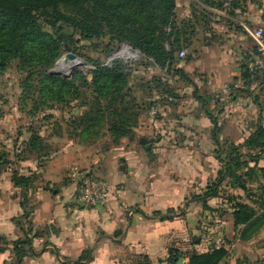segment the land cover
Wrapping results in <instances>:
<instances>
[{"label": "trees", "instance_id": "16d2710c", "mask_svg": "<svg viewBox=\"0 0 264 264\" xmlns=\"http://www.w3.org/2000/svg\"><path fill=\"white\" fill-rule=\"evenodd\" d=\"M246 1L196 0L200 8L192 9L194 18L179 22L177 0H0V75L13 67L22 73V100L24 104L31 103V115L45 109H71L73 104L83 109L78 115L70 112L67 119L68 138L82 142L85 137L99 133L98 128L100 131L107 129L114 145L119 146L123 138L135 139L140 116L150 109L154 100L142 101L140 104L137 91L129 84V70L120 60L104 65L100 60L90 59L95 66L90 77L77 71L68 79L50 72L58 59L68 52L77 54L80 44L85 41L93 44L97 42L99 45L96 48H104L103 44L108 40L106 54L124 42L153 65L185 78V72L178 67L182 60L179 51L197 35V23H203L202 30L211 33L212 10L226 11L229 16H233L235 10L242 8ZM259 54L255 45L254 53L246 54L249 59L244 55L241 85L235 83L229 86L231 97L250 90L254 84L264 91V68L256 73L248 69L249 61ZM154 82L158 88L162 85L161 80L155 79ZM190 83L196 86L194 82ZM161 96L163 104L164 97ZM248 96L261 108L260 95L249 92ZM196 98L204 106L215 100L197 95ZM219 102H222L220 95L215 100L216 107ZM206 114L212 120L215 156L221 168L217 178L201 194L195 195L193 201L201 203L205 211L216 212L209 206V201L219 197L226 181L235 189L248 191L243 179L245 175L241 172L244 167L248 171H255V167H249V164L255 163L257 167L264 158V124L258 123L243 144L226 147L221 142L218 118L209 108ZM42 144V137L33 133L29 150L38 152V157L46 156L41 155L44 151ZM11 164L14 163L9 154L0 147V176ZM259 171L264 178V167L259 168ZM11 181L22 190L21 206L24 212L13 221L23 236L10 241L0 235V253L13 245L15 261L5 264H24L25 257L44 252L31 249L34 238L42 237L44 233L35 229L29 199V191L35 188L38 175L32 173L28 176L13 170ZM250 200L254 205L239 202L233 206L235 227L242 241L249 240L264 227V196ZM175 213L174 209L165 213L155 211L152 218L172 220ZM224 214L222 212L221 217ZM229 256L225 247L212 246L204 253L195 249L185 252L170 248L166 264H179L180 260L186 259L188 262L185 264H228ZM93 258V249H87L76 264H88ZM135 264H152V261L148 256L140 255Z\"/></svg>", "mask_w": 264, "mask_h": 264}, {"label": "crops", "instance_id": "0c3cea01", "mask_svg": "<svg viewBox=\"0 0 264 264\" xmlns=\"http://www.w3.org/2000/svg\"><path fill=\"white\" fill-rule=\"evenodd\" d=\"M212 12V33L220 32L222 36L238 44L237 48L219 54L228 60L225 70L219 66L214 68L221 71L217 72L218 76L225 74L232 81H240L242 68L241 65L237 66L235 61L238 60L240 47L249 48L246 41L249 37L243 31L242 23L252 29H264V0L243 2L242 8L235 10L233 16H229L226 11ZM189 14L188 11L187 16ZM209 34L205 33L204 36L207 38ZM246 54L253 53L244 54L245 58L249 59ZM196 66H200V63ZM208 76L213 75L209 73ZM193 82L196 86L191 84L190 93L188 91L191 95V106L182 105L181 115L175 117L188 127L162 136V166L159 163L151 165L150 161L155 158L151 146L152 138L139 137V149L117 148L113 155L116 157L121 153V163L126 161L128 164V172L123 173L127 178L125 181L120 178L119 184H122V187L108 192L91 208L79 203V197L76 196L79 194V184L65 175L67 168L87 163L86 147L72 140L65 143L55 141L54 145L50 146V156L43 157L45 163L32 158H19L21 160H18L17 164L21 165L22 174L38 175L35 188L29 191V199L35 229L44 232L42 237L34 238L31 246L36 252H44L37 256L25 257L24 264H76L83 252L91 248L94 258L88 264H129L128 258H123L126 253L131 254L130 258L148 256L154 264L158 258L167 259L170 248L185 252L195 249L202 253L209 250L210 239L206 236L198 237L194 242L189 239L192 232L188 230L193 231L192 225L198 220L197 212L202 210L208 216L209 211H205L201 203L190 202L192 204H189L186 211L175 213L172 220L162 221L150 215L155 211L177 210L191 193L201 194L210 179L217 178L221 168L215 156L212 120L206 114L208 108L214 111L215 102L212 100L204 106L196 98V95L214 98L206 93L212 89L211 81L203 83L193 79ZM258 123L264 124V120L260 118L256 126ZM139 129L144 130V127ZM252 132L253 129L241 143ZM137 134L139 135V130ZM260 167H264V159ZM160 169L162 174H165L162 179L156 173L161 172ZM153 172L154 177L148 178ZM3 182L8 190L7 195ZM54 186H57L56 190L53 189ZM0 189V235L15 241L23 236L13 221L24 212L21 206V189L16 188L11 178L5 177V174L0 179ZM209 206L214 208L211 200ZM232 212L233 209H230L222 217L226 220L224 234L228 244L225 248L230 253L227 263L243 264L246 251L236 243L234 236L237 229ZM177 239H180V242L174 245L173 241ZM12 246L0 253V264L10 263L15 258ZM187 262V259L183 260L182 264Z\"/></svg>", "mask_w": 264, "mask_h": 264}, {"label": "rangeland", "instance_id": "374dc122", "mask_svg": "<svg viewBox=\"0 0 264 264\" xmlns=\"http://www.w3.org/2000/svg\"><path fill=\"white\" fill-rule=\"evenodd\" d=\"M177 4L176 14L179 22L193 17V8L196 10L200 8L196 0H177ZM188 11L190 12L189 16H187ZM210 20L212 21V17ZM202 25L203 23H197L196 27L199 31L189 42L187 54L178 65V67L185 72V78L153 65L150 60H147L139 51L135 50L130 45L120 43L114 51L106 54L105 45L108 40H105L103 44L104 48H96V46L99 45L97 42L96 44L86 41L82 42L77 54L72 52L65 53L50 70L51 73L59 74L68 79L77 71H82L90 77L91 71L95 69L90 59L100 60L104 65H111L113 61L120 60L129 70V84L134 91H137L136 96L140 104L142 101L154 100L158 95L162 99L161 95H163L164 102L162 104L160 100V113L153 118L150 116L149 110L144 111L140 116L138 127L135 130V139L130 140L129 138H123L119 146L114 145L113 139L107 132V129L100 131V128H98L97 131L99 133L85 137L84 141H82L83 143L78 139L68 138L67 119L70 116V112L74 113V115H78L83 109L77 106L75 107V104H73L71 109H45L36 115H31V103L24 104L22 100V89L20 87L23 78L22 73L13 67L6 73L0 75V147L9 154L10 160L14 163L7 168L0 176V179L4 174L5 177L11 178L8 174L12 175L13 170H18L22 174L20 171L21 165L17 164V161L21 160L19 159L21 157L32 158L36 159V161L39 160L40 163H45L46 160L43 157L50 156V146L54 145L55 141L65 143L67 140H72L86 147V149H88V157L85 165H75L67 168L65 170L66 177H70L74 169L87 171L91 176L106 181L110 187L109 192H111V190L115 191L118 187H122V184H119V180L123 178V181H125L127 176L123 173L128 170L126 161L122 163L120 161L119 156L121 153L117 154L116 157L113 153H116L115 151L119 147H124L126 150L130 147L139 149V137L141 136L147 137L148 139L152 138L151 146L155 158L150 161L151 165L159 163V165L162 166V136L188 127L180 123L179 119L175 117L181 115L180 109L182 105H186V107L191 106V95L189 94L191 88L190 81L193 82V79L202 81L203 83L211 81L212 89L206 93L213 96L215 100H218L224 88L235 83L241 85L240 81H232L228 79L225 74H219L218 76V73L221 71H217L218 68H214L215 66H219L224 71L225 67L228 66V60L224 59L223 56H219V54H223L229 49L237 48L238 44L233 41L231 42L226 36H222L220 32H211L206 38L204 36V30H202ZM246 41L249 43V48H239L238 60L237 62L235 61L237 66H240L244 61L245 53H254L255 43L250 38ZM124 46L129 47L133 53L125 52ZM67 54L75 55L77 60L68 59L63 62L62 57ZM79 61H82L83 65L76 66L69 72L62 71V67L65 65H72ZM60 62L64 64L60 65ZM198 63H200V66L197 67L196 65ZM213 71H216V73L214 74ZM209 73H212L213 76L209 77ZM155 79L161 80L162 82L159 88L156 87L157 84L154 82ZM248 91L260 95L261 108H259L252 98L248 96ZM213 114L219 120L222 144L225 146L230 144H243L245 141L243 143L241 142L245 139L248 132L255 129L257 121L260 118L264 120V91L257 88V85L254 84L251 86L250 90L242 93L240 92L236 97H231L229 102H219ZM141 126L144 127V130L139 129ZM138 130L139 135L137 134ZM33 133H37L42 137L44 151L41 152V155L45 154L46 156L38 157V152H31L29 150V140ZM52 137H54L55 140ZM243 151L245 152L246 150ZM109 152L112 153L109 154ZM261 161L257 167L255 163L249 164V167H255V171H248L247 167L242 169L241 173L245 175L243 179L246 183L247 192L231 187V184L226 181L221 187L219 197L211 199L212 206L216 212H208V216L202 210L197 212L199 214L198 220L192 225L194 229L192 228L193 231L188 230V232H192L189 235L190 241L194 242L198 237L206 236L210 239L209 249L215 246L213 226L218 220L222 221L224 226L226 225V220L221 217V213H225V211L228 213V210L233 209V206L239 202H247L252 205L253 203L250 199H259L264 196V178L259 171V168H262L260 167ZM160 170L161 172L159 171L156 173L159 174L162 179V176H165V174L163 175L162 169ZM154 174L155 172L151 173L148 178H153ZM210 180V182L214 181L212 179ZM4 184L3 182L4 192L7 195L8 190L5 189ZM53 189L56 190L57 186H54ZM195 195V192L191 193L186 199V202L175 210L176 213H184L189 204H192L190 202L193 201ZM76 196H79V194H76ZM79 203L81 202L79 201ZM85 207L91 208L88 206ZM166 211H164V213ZM150 215H153V213ZM236 232V236H234L236 243L240 245L241 249L246 251L242 263L264 264V227L247 241H242L239 238V232ZM223 239L226 246L228 241L225 239V234ZM178 242H180V239L173 241V244L176 245ZM130 255V253H126L123 258L127 257L129 264L136 263L137 257L130 258ZM14 261L15 258L12 262ZM154 264H166V259L163 260L162 258H158Z\"/></svg>", "mask_w": 264, "mask_h": 264}, {"label": "built area", "instance_id": "2783aa9c", "mask_svg": "<svg viewBox=\"0 0 264 264\" xmlns=\"http://www.w3.org/2000/svg\"><path fill=\"white\" fill-rule=\"evenodd\" d=\"M242 28L247 37H249L257 46L258 52L260 53L257 58L249 61L248 69L251 73H256L258 70L264 68V29L257 28L252 29L250 26L242 23ZM189 45L183 46L179 51V57L184 58L187 54ZM231 99V88L228 86L224 88L220 93V100L223 103L229 102ZM160 100L161 97L158 95L154 99V103L151 105L149 114L151 117H156L160 111ZM70 178L79 184V201L81 204L92 207L97 205V203L103 199L109 192V185L106 181L102 179L95 178L89 174L87 171H82L79 169H74ZM224 223L218 220L213 226V233L215 235L214 242L216 248H222L225 246L224 241Z\"/></svg>", "mask_w": 264, "mask_h": 264}, {"label": "bare ground", "instance_id": "6f19581e", "mask_svg": "<svg viewBox=\"0 0 264 264\" xmlns=\"http://www.w3.org/2000/svg\"><path fill=\"white\" fill-rule=\"evenodd\" d=\"M124 45H128V44H124ZM124 51L125 52L133 53V51L129 47H127V46H124ZM68 59L77 60V59H73L71 57H64V58H62V61L65 62ZM59 64L62 65L64 63L60 62ZM78 64H79V62L78 63H75V64H72V65L71 64L70 65L67 64L64 67H62V71L69 72L71 69H73L74 67H76Z\"/></svg>", "mask_w": 264, "mask_h": 264}, {"label": "water", "instance_id": "95a60500", "mask_svg": "<svg viewBox=\"0 0 264 264\" xmlns=\"http://www.w3.org/2000/svg\"><path fill=\"white\" fill-rule=\"evenodd\" d=\"M123 44H125V43L123 42ZM64 57H71L73 59H76V56L73 55V54H67V55L63 56L62 58H64ZM81 65H83V62L82 61H79V64L77 66H81ZM182 262H183V260H180L179 261V264H182Z\"/></svg>", "mask_w": 264, "mask_h": 264}]
</instances>
